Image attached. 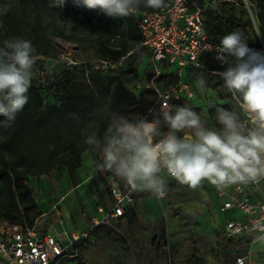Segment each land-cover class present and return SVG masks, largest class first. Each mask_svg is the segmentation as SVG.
<instances>
[{
    "label": "rangeland",
    "instance_id": "1",
    "mask_svg": "<svg viewBox=\"0 0 264 264\" xmlns=\"http://www.w3.org/2000/svg\"><path fill=\"white\" fill-rule=\"evenodd\" d=\"M244 1L243 7L235 1H218L209 9L216 10L222 18L234 17L246 24L242 35L247 45H260L264 53V37L257 35L259 30L251 4ZM62 3L69 5L67 14L56 12L46 17L38 28L43 36L37 37L31 29L32 17L26 0H0V6H11L8 13H15L16 25L22 26H13L16 29L9 30L3 28L6 25L0 19V48L4 46V41L13 37L32 42L40 56L33 68L32 86L40 88L44 106L62 104L63 95L58 90V84L62 73L72 67L79 74L83 70L87 76L93 74L94 69L98 70L99 78L104 80L120 74L123 69L117 63L107 68L94 66L99 64L102 44L113 36L122 37L125 26L99 7L88 8L86 0H50L51 6ZM140 60L138 70L142 74V70L150 66L145 48L140 53ZM191 73L184 70L183 79L189 85L192 96L177 105L192 107L208 122V126L219 128L215 114L209 115L208 109L224 107L239 111L238 106L219 76ZM200 75L207 81L205 92L196 87V78ZM147 82L148 76L144 75L141 80L125 83V87L138 96L148 89ZM163 84L161 79L157 85L166 91ZM103 104L104 98L84 112L69 116L68 126L76 137L79 134V139L85 140L92 115ZM83 133L85 136L81 137ZM101 163L100 154L85 144L79 153V166L72 176L67 165H60L43 175L26 176V186L35 202V208L29 215L31 227L43 233L55 231L69 234L87 230L96 206L105 205L109 200ZM165 179L166 195L162 199L146 191L138 195L133 224L129 223L128 215L113 229L104 226L92 229L88 238L76 246V256L64 264H164L169 258L172 264H233L236 245L223 238L222 230L227 217L216 208L215 187L205 181L200 188L193 190L173 178ZM2 220L5 219L0 217V226L4 222Z\"/></svg>",
    "mask_w": 264,
    "mask_h": 264
},
{
    "label": "clouds",
    "instance_id": "2",
    "mask_svg": "<svg viewBox=\"0 0 264 264\" xmlns=\"http://www.w3.org/2000/svg\"><path fill=\"white\" fill-rule=\"evenodd\" d=\"M165 0H86L108 15L134 16L142 7L157 9ZM11 6H0V16ZM261 32H257L260 35ZM217 59L228 67L217 75L231 93L239 111L215 107V122H208L189 106L164 104L159 114L129 118L106 111L103 136L88 131L85 144L97 151L100 167L132 191H146L157 199L166 195L163 173L195 190L207 181L217 191L233 185L259 184L264 180V53L248 47L239 31L220 39ZM40 56L30 40L13 37L0 48V127L9 128L28 103L33 68ZM198 90L207 91L203 75ZM250 116L248 126L241 115ZM264 233V224L257 225ZM259 239L264 240V236Z\"/></svg>",
    "mask_w": 264,
    "mask_h": 264
},
{
    "label": "trees",
    "instance_id": "3",
    "mask_svg": "<svg viewBox=\"0 0 264 264\" xmlns=\"http://www.w3.org/2000/svg\"><path fill=\"white\" fill-rule=\"evenodd\" d=\"M218 1H235L243 7L244 0H194L203 8V26L208 41L220 46V39L224 35L233 31L242 33L246 24H242L234 17L222 18L216 10H210L209 6ZM247 1L251 4L258 30L264 37V0ZM26 6L29 7L32 17L31 29L37 37L43 36L38 28L42 26L46 17L56 12L65 15L69 11L67 3L51 6L50 0H26ZM141 9L155 10L143 7ZM248 11L250 13L249 9ZM113 16L125 26V33L120 38L113 36L102 44L100 60L121 64L123 69L120 74L104 80L99 78L98 70L94 69L93 74L87 76L83 70L79 74L72 67L71 70L62 73L61 82L58 84V90L63 95L61 105L44 106L40 88L31 86L27 94L28 103L17 114L12 126L0 127V217L5 219L2 220L3 226L10 224L32 226L29 215L35 208V202L26 186V176L43 175L60 165H67L72 176L74 169L79 166V153L85 148V142L79 139V134L76 137L72 128L68 126V118L71 114L84 112L96 103L99 104L104 98V104L92 115L88 128V131H98L101 136L107 126L104 121L106 111H116L129 118L139 115L149 120L159 114L161 108L155 106V93L152 89L135 96L125 87V83L141 80L144 75L149 79L150 73L146 68L142 70V74H139L140 53L144 47L141 46L142 38L132 19L129 16ZM16 18L15 13L1 16V22L6 25L3 28L15 30L22 27L16 25ZM248 47L262 53L260 45H248ZM230 60L231 58L211 68L218 72L223 71L228 67ZM187 70L192 74V70ZM162 79L166 91L176 83V78L172 74L165 73ZM208 114L213 116L215 107L209 108ZM0 120H3V117H0ZM82 136L85 134L83 133ZM102 172L106 181L109 172L103 169ZM128 215H130L129 223L133 224L134 213L131 211Z\"/></svg>",
    "mask_w": 264,
    "mask_h": 264
},
{
    "label": "built area",
    "instance_id": "4",
    "mask_svg": "<svg viewBox=\"0 0 264 264\" xmlns=\"http://www.w3.org/2000/svg\"><path fill=\"white\" fill-rule=\"evenodd\" d=\"M203 8L194 0H166L164 6L140 9L129 16L140 32L143 46L150 58L148 89L155 93V106L175 105L192 96L189 85L183 79V71L205 75H217L211 68L220 65L217 59L219 45L208 41L203 26ZM227 58L226 60H228ZM225 60V61H226ZM95 67L113 64L98 60ZM172 74L176 83L167 91L158 87L163 74ZM250 125V116L242 114ZM165 178L172 179L163 173ZM109 200L96 206V215L90 227L82 232L38 233L26 225L0 226V264H60L76 256V246L86 240L89 231L104 226L115 228L131 212L135 194L126 184L109 172L106 178ZM218 211L226 215L223 238L236 246L233 264H264V236L257 225L264 224V180L259 184L233 185L223 191H215ZM88 264V263H85ZM164 264H172V259Z\"/></svg>",
    "mask_w": 264,
    "mask_h": 264
},
{
    "label": "crops",
    "instance_id": "5",
    "mask_svg": "<svg viewBox=\"0 0 264 264\" xmlns=\"http://www.w3.org/2000/svg\"><path fill=\"white\" fill-rule=\"evenodd\" d=\"M108 192V191H107ZM141 193V191H137L136 192V194H135V203H134V206H133V208H132V212L134 213L135 212V206H136V202H137V197H138V195ZM99 205V204H98ZM216 208H217V202H216ZM218 209V208H217ZM129 213H131V212H129ZM128 213V214H129ZM128 214L126 215V217L128 216ZM96 215V208H95V210H94V213L91 215V218H90V220L94 217ZM126 217L125 218H123L120 222H119V224H121L122 222H123V220H125L126 219ZM37 231V230H36ZM38 233H40V234H44L43 232H39V231H37ZM45 233H55V231H51V232H45Z\"/></svg>",
    "mask_w": 264,
    "mask_h": 264
}]
</instances>
